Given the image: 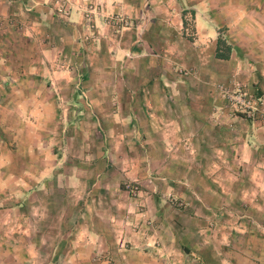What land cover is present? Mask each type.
Returning <instances> with one entry per match:
<instances>
[{
	"label": "rangeland",
	"instance_id": "obj_1",
	"mask_svg": "<svg viewBox=\"0 0 264 264\" xmlns=\"http://www.w3.org/2000/svg\"><path fill=\"white\" fill-rule=\"evenodd\" d=\"M19 1L11 15L0 13V29L6 26L12 31L7 40L3 38L6 66H0V264H107L101 259L88 262L84 252L73 254L79 247H70L69 242L57 261L52 256L59 239L83 231L79 215L86 205H93V192L119 184L134 197L140 189L150 188L147 180L156 166L145 160L148 149H125L129 134L120 113L134 108L130 96L142 89L147 93L151 79H171L181 93L193 70L182 58L183 49L157 51L137 62L141 52L137 35L143 38L141 44L152 35L157 42L158 35L168 36L170 31L192 39L191 10L175 0ZM167 9L177 15H171L170 30L159 15ZM238 85L261 97L251 103L255 112L234 106L223 96L222 89L234 96ZM153 88L167 93L157 85ZM214 91L233 114L264 122V97L249 84L232 76L215 82ZM112 153L111 165L116 166L104 177ZM126 157L137 158L139 176L114 180L117 166L122 172L135 169L122 163ZM97 209L104 212L101 206ZM229 231L233 244L239 245L238 235L246 232L218 230L223 237ZM241 244L244 252L250 250Z\"/></svg>",
	"mask_w": 264,
	"mask_h": 264
},
{
	"label": "crops",
	"instance_id": "obj_2",
	"mask_svg": "<svg viewBox=\"0 0 264 264\" xmlns=\"http://www.w3.org/2000/svg\"><path fill=\"white\" fill-rule=\"evenodd\" d=\"M175 1L191 10L193 38L184 40L179 32L170 31L168 36L158 35V43L152 35L141 44L143 38L137 35L141 51L137 62L157 51L183 49L182 58L193 70L189 84H183L179 93L173 80L151 79L147 93L142 89L130 96V108H134L120 113L129 134L125 149H148L145 160L156 166L147 180L151 186L134 197L126 195L119 184L93 192V205H86L83 216L79 215L83 231L59 239L53 261L69 242L70 247H79L73 254L84 252L88 262L264 264V122L233 114L214 91L215 82L234 76L264 97V0ZM19 2L0 0V13L11 15ZM159 15L166 19L163 25L172 29L171 15L177 16L176 12L167 9ZM176 21L179 28L182 18ZM11 32L10 27L0 29V66H6L3 38L7 40ZM219 36L230 47L227 51L220 46L226 58L215 55ZM174 37L179 38L180 48ZM138 81L143 83L142 78ZM156 85L167 93L155 92ZM110 155L111 165L115 156ZM122 163L135 169L122 172L117 166L114 180L139 176L137 158L126 157ZM114 166L102 173L104 177L113 173ZM99 206L103 213L98 212ZM220 227L246 233L238 235L236 246L232 232L223 237ZM241 243L250 250L244 252Z\"/></svg>",
	"mask_w": 264,
	"mask_h": 264
},
{
	"label": "built area",
	"instance_id": "obj_3",
	"mask_svg": "<svg viewBox=\"0 0 264 264\" xmlns=\"http://www.w3.org/2000/svg\"><path fill=\"white\" fill-rule=\"evenodd\" d=\"M223 91V96H225L228 101H231V104L234 106H239V107H246V110L251 111L252 113L255 112L257 109L256 107H253L251 103L255 100L258 99L260 100L261 97L256 98L255 96H252L251 94H248L245 90L241 88L240 85H238L235 88V93L234 96L229 93L227 90L222 89ZM264 101V100H262ZM251 109V110H250ZM250 114V113H249ZM127 187H131V184H126ZM136 188V186H132V189Z\"/></svg>",
	"mask_w": 264,
	"mask_h": 264
},
{
	"label": "trees",
	"instance_id": "obj_4",
	"mask_svg": "<svg viewBox=\"0 0 264 264\" xmlns=\"http://www.w3.org/2000/svg\"><path fill=\"white\" fill-rule=\"evenodd\" d=\"M222 45H225V49L227 51H230V47L226 46L225 41L221 38V36H219L217 39V48H216L215 55H216V57H219V58H226L228 56L227 53L220 52V46H222Z\"/></svg>",
	"mask_w": 264,
	"mask_h": 264
}]
</instances>
